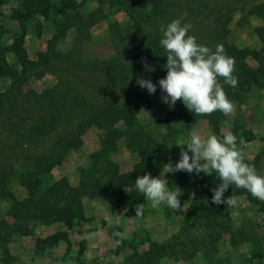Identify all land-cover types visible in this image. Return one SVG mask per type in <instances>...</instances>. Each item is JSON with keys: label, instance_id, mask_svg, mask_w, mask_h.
Instances as JSON below:
<instances>
[{"label": "rangeland", "instance_id": "1", "mask_svg": "<svg viewBox=\"0 0 264 264\" xmlns=\"http://www.w3.org/2000/svg\"><path fill=\"white\" fill-rule=\"evenodd\" d=\"M53 1L57 7L70 14L77 12L86 16L95 10L101 12L102 17L89 28V39L83 43V53L87 60H101L112 55L111 25L125 28L132 24L130 9L123 5V0ZM241 2L245 7L233 13L227 25L226 38L238 49L257 52L264 59V44L255 34L262 20L247 14L250 6L264 0ZM22 4L21 0H0V49L3 52L4 67L6 71L11 70L21 76L25 74L19 87L18 94L22 97L19 101L25 100L23 95L27 91L39 94L57 83L55 75L48 72L49 67L42 63L41 56L48 49L66 53L72 47L76 34L74 30L66 29L65 35L54 40L55 45L52 46L56 9L42 11L44 14L36 11L22 25L16 18L17 11L24 13ZM139 10L145 15L149 5L142 4ZM192 27L189 34L196 36L199 44L210 48L204 24L201 23L199 29ZM245 64L259 77L238 79L237 86L232 87L236 89L235 97L231 99L235 110L227 116L222 113L223 118L217 128H211L206 120L189 111L182 101H177L174 106L163 103V93L157 87L156 93L148 98L149 106L136 114L141 128L155 142V168L145 174L157 177L163 165L178 162L181 152L179 145L186 147L192 134L202 137L214 134L223 140L225 134L232 133L237 137V148L245 154V162L258 159V172L264 176V79L260 78L264 75V68L251 56L245 59ZM25 66L32 69L24 71ZM61 78L65 79L63 73ZM13 87L12 78L0 74V94ZM19 117L24 119L21 124L14 122L16 118L5 120L0 117V153L3 160L13 155L18 159L16 166L30 169L32 159L27 160L25 156L51 157L55 150L54 141L50 139L45 144L30 145V151L25 150L26 143L33 138V132L26 128L29 121L25 115ZM102 134L103 131L90 127L82 136V145L78 150L68 152L58 164L51 167L49 173L40 176L39 195L61 180L66 181L70 187H76L87 178L102 179L101 174L106 170L105 161L101 160L102 164L93 163V155L101 149ZM116 146L115 152L105 157L110 162V169H116L118 174L131 171L139 161L137 153L127 149L123 138L117 140ZM199 176H210L205 192L199 191ZM199 176L184 171L166 175L168 187L173 190L179 187L183 193L179 210H172L166 204L153 208L144 194L139 203L129 199L125 204L118 205L119 191L113 193L110 185L104 184L99 195L82 197L80 218L74 217L68 224L63 220L43 224L28 218L25 226L30 231L25 235L7 233L5 225L23 222L24 213L20 206L16 216L11 210L13 201L1 198L0 264H186L180 260L186 252L195 254L190 264H204L199 253L200 245L196 243L214 231L219 235L215 256L223 264H264V202L263 207L253 204V196L235 194V186L232 185L224 197L234 193L238 197L237 205L228 208L222 204L217 212L209 204L212 203V189L218 186L219 179L215 173H200ZM8 189L18 203L27 198L25 188L17 181L12 182ZM123 189L120 194L127 192ZM195 195L203 196V204H199ZM137 204H143L139 216H136ZM116 219L120 221L119 224L115 223ZM115 232H120L125 242L120 251L114 240ZM155 248L161 250L158 258L151 257Z\"/></svg>", "mask_w": 264, "mask_h": 264}, {"label": "trees", "instance_id": "2", "mask_svg": "<svg viewBox=\"0 0 264 264\" xmlns=\"http://www.w3.org/2000/svg\"><path fill=\"white\" fill-rule=\"evenodd\" d=\"M21 1L24 13L17 11L16 18L22 25L29 21L36 11L42 13L51 8L56 9L53 19L55 32L51 36L52 46L55 45L54 40L65 35L66 29L74 30L76 34L72 47L66 53L48 49L41 56L42 63L49 67L47 71L55 75L57 83L39 94L33 91L25 92L24 95L22 94L25 97L24 101H19L22 97L18 92L25 74L22 73L21 76L11 70L6 71L3 52L0 49V74L12 78L15 86L9 89L10 91L0 94V117L5 120L16 118L14 122L20 123L24 119L19 116L25 115V119L29 121L26 128L33 132L32 139L24 140L28 141L25 150L30 151V145L45 144L50 139H53L55 149L51 157L38 155L30 157L27 154L25 159H32L30 169L17 167L18 159L13 155L3 160L0 153V160L2 158L0 199L13 201L11 210L16 216L20 206L24 213L23 222L5 225L9 234L28 233L30 229L25 226L28 218L39 220L43 224H52L60 220L68 224L74 217L80 218L82 197L99 195L104 184L110 185L113 193L119 191L118 205L125 204L129 199L136 203L142 200L143 194L136 189L135 180L138 176L145 175L149 169L155 168L153 152L155 142L145 133L136 119L139 110L149 106L148 98L151 95L147 89L137 84V79L150 78L159 87L158 80L167 74L164 67L167 53L160 44L162 26L166 27L174 19H180L182 25L191 24L195 29H199L201 23L204 24L210 49L215 51L216 46L222 44L226 54L235 59L234 75L237 79L259 77L258 73L252 72L246 66L245 59L248 56L264 68V59L260 58L259 53L245 48L238 49L226 38L227 25L233 13L245 7L241 0H123V5L130 9L129 18L132 24L125 28L117 24L109 27L113 53L101 60H87L83 53V43L89 39V28L102 17L99 10L82 16L77 12L74 14L64 12L53 0ZM142 4L149 5V11L145 15L139 10ZM247 14L262 20L261 26L255 29V34L264 44V2L250 6ZM145 60L154 71H146L143 64ZM25 67L24 71L32 69L29 66ZM61 72L65 79L61 78ZM260 78L264 79V75ZM67 83L70 85L68 86ZM219 83L229 100L234 99L236 89L226 84L222 78L219 79ZM222 115V112L215 111L210 115L198 117L206 120L211 128H217L223 118ZM90 127L103 131L100 137V152L93 155L94 164L100 163L101 160L105 161L106 170L101 174L102 179L87 178L76 187H70L66 181L61 180L39 195L40 176L49 173L51 167L58 164L68 152L78 150L82 145V136ZM119 138H123L127 149L137 153L139 157L138 163L132 170L123 174H118L116 169H110V162L105 158L115 152ZM246 163L254 165L258 172V159ZM209 179L210 176L198 177L199 191L205 192V185ZM14 181L19 182L27 193V198L21 203L16 202L8 189ZM122 188L127 192L120 194ZM234 188L235 194L252 197L247 190L236 186ZM194 197L198 199L199 204H203V196ZM252 201L253 204L263 207L264 201L254 197ZM209 205L218 212L222 204ZM218 237V233L214 231L206 234L201 242L196 243L200 245L199 253L204 264H223L215 256ZM114 240L119 241L117 247L120 251L125 246L124 240L117 236H114ZM159 253L161 250L155 248L151 257L158 258ZM194 256V253L186 252L180 260L190 264Z\"/></svg>", "mask_w": 264, "mask_h": 264}, {"label": "clouds", "instance_id": "3", "mask_svg": "<svg viewBox=\"0 0 264 264\" xmlns=\"http://www.w3.org/2000/svg\"><path fill=\"white\" fill-rule=\"evenodd\" d=\"M190 28L189 24L182 25L180 19H174L160 29V44L167 53L164 65L167 74L158 80L163 93L161 100L173 106L177 101H182L196 116L210 115L215 111H220L225 116L230 115L235 106L227 97L219 79L222 78L232 87L237 86L235 59L226 54L222 44L217 45L215 51L199 44L197 37L189 34ZM143 64L146 71H154L146 60ZM137 84L147 89L149 94L157 91V84L150 78L140 77ZM236 140L237 137L232 133L225 134L223 140L214 134L207 137L192 134L186 147L179 145L181 152L178 162L163 165L157 177H152L150 173L138 176L135 180L136 189L144 194L153 208L166 204L172 210H179L183 193L179 187L174 190L168 187L166 175L180 171L195 173L197 176L200 173H215L219 184L212 189V203L226 204L228 208L236 206L238 197L234 193L224 197L232 185L247 190L254 198L264 201V176L258 174L254 165L245 162V154L237 148ZM142 208L143 204L136 205V216L141 215ZM119 222L118 219L115 220V223ZM114 235L122 236L120 232H115Z\"/></svg>", "mask_w": 264, "mask_h": 264}]
</instances>
